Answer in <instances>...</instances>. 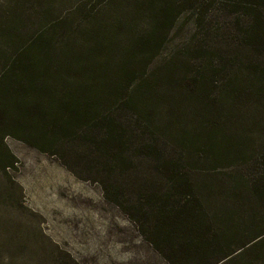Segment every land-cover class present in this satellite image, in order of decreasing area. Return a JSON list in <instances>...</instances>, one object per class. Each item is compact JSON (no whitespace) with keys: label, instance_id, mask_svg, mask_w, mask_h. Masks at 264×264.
I'll use <instances>...</instances> for the list:
<instances>
[{"label":"rangeland","instance_id":"1","mask_svg":"<svg viewBox=\"0 0 264 264\" xmlns=\"http://www.w3.org/2000/svg\"><path fill=\"white\" fill-rule=\"evenodd\" d=\"M181 1L175 25L152 31L148 0H0V56L44 33L58 52L68 50L87 67L86 77L78 73L71 82L99 77L118 89L105 107L128 127L133 142L122 157L120 144L106 138L105 123L98 121L95 128L59 136L51 155L33 145L42 144L34 125L16 121L14 108L0 99V166L9 159L6 149L18 160L7 173L0 167V264H171L143 233L147 226L108 199L101 186L131 200L144 193L138 190L143 178L165 188L163 162L134 148L148 119L161 147L181 154L182 168L198 184L197 194L209 196L223 230L237 232L225 243L248 240L262 203H235V193L204 187L213 178L222 184L233 176L244 184L264 172V50L251 29L264 24V0ZM138 35L160 38L159 51L137 48L129 56ZM56 65L60 71L61 62ZM254 65L263 70L260 76ZM121 72L135 85L129 92H121ZM206 92L212 109L200 104ZM143 97L145 113L123 107V99ZM213 129V143L230 140V152L211 153L205 136ZM229 210L236 212L234 222L224 221ZM243 214L255 223L243 221ZM227 264H264V240Z\"/></svg>","mask_w":264,"mask_h":264},{"label":"trees","instance_id":"2","mask_svg":"<svg viewBox=\"0 0 264 264\" xmlns=\"http://www.w3.org/2000/svg\"><path fill=\"white\" fill-rule=\"evenodd\" d=\"M148 4L151 5L150 10L155 18L152 31L154 29L170 30L177 22L182 10L180 9L181 0H148ZM251 29L255 33V45H259L260 51L264 50V24L258 23ZM160 47V38L156 40L151 38V35L147 37L138 35L129 50V56L137 48L158 52ZM72 51L77 53L74 49ZM0 57L2 60L0 99L2 103H9L14 108L13 116L16 121L30 122L40 132L36 137L40 138L42 144H33L38 149L55 155L57 152L52 147L57 145L59 136L77 134L82 129L79 127L82 126L91 125L90 128H95L93 126L98 121L105 123L106 138L120 144L122 157L123 152L132 149L133 142L128 135V127L122 128L121 123L116 121L112 113H109L111 108L105 107L106 103H111V97L117 96L118 89L102 83L99 77L90 81L77 78L71 82L70 78L78 73L86 77L89 72L87 67L77 61L68 50L62 51V54L58 52L54 48L52 39L46 37L44 33L37 34L27 46L15 48L8 53V56ZM69 60L73 65L67 63ZM57 61L61 62L60 71L56 65ZM253 67L256 70L255 73L260 76L263 70H260L257 65ZM221 71L226 73L228 69H221ZM59 79H62L66 85L62 87L58 83ZM127 79L128 75L121 72V92L123 89L129 92L135 87L133 81L127 82ZM229 86L227 84L228 89ZM229 91L233 92L231 89ZM260 92H264V87L260 89ZM208 94L206 92L204 99L199 96L198 98L201 105L206 107L210 105L212 109L214 103L209 100ZM145 100V97L141 100L123 99V107L145 113L147 104ZM203 101L207 104H202ZM142 106L145 108H141ZM34 110H37L36 114ZM148 117H151V114ZM151 125L152 121L149 119L148 122L141 124L139 138L134 148L138 149L139 155L163 162L162 166L166 168L165 188L158 186L155 182L148 185L149 181L143 178L138 190L144 193H136L134 200H131L125 198L117 188L109 187L100 181L107 198L128 213L135 222L147 226L143 233H147L155 249L171 264H191L192 262L227 264L247 249L260 245L264 240V172L256 178L246 180L244 184L241 183V179L233 176L228 182L222 184H218L213 178L208 180L204 187L217 190L222 188L235 193L237 196L235 203L253 204L257 201L263 205L260 214H256L257 226L254 227L248 240L233 246L229 245L225 241L235 237L237 232L230 234L223 230V220L220 221L217 218L218 212L214 213L208 207V203H212L209 196L207 193L206 196L197 194L198 184L182 168L181 154L180 157H176L167 152L166 148L161 147L162 142L154 138L155 132L150 130ZM30 130L33 132V128ZM197 137L199 140L202 138ZM214 138V129L205 136L206 141L212 145V149L210 148L212 154L217 152L221 156L224 151H231L230 140L223 139L218 146L213 143ZM6 151L9 159L0 166L3 171L7 168L15 169V163L18 161L8 149ZM213 182L215 185H212ZM235 214L236 212L232 213L229 210L228 218H224V221L234 222ZM240 218L250 225L255 221L251 215L243 214ZM248 229L251 232L253 226H249Z\"/></svg>","mask_w":264,"mask_h":264}]
</instances>
